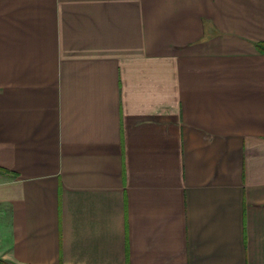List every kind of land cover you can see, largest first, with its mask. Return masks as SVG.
<instances>
[{
  "label": "crops",
  "instance_id": "obj_1",
  "mask_svg": "<svg viewBox=\"0 0 264 264\" xmlns=\"http://www.w3.org/2000/svg\"><path fill=\"white\" fill-rule=\"evenodd\" d=\"M0 264H264V0H0Z\"/></svg>",
  "mask_w": 264,
  "mask_h": 264
},
{
  "label": "trees",
  "instance_id": "obj_2",
  "mask_svg": "<svg viewBox=\"0 0 264 264\" xmlns=\"http://www.w3.org/2000/svg\"><path fill=\"white\" fill-rule=\"evenodd\" d=\"M261 48L263 49V47L261 46Z\"/></svg>",
  "mask_w": 264,
  "mask_h": 264
}]
</instances>
